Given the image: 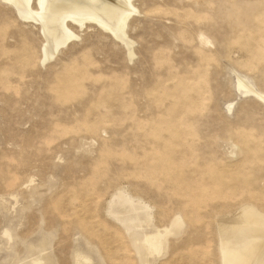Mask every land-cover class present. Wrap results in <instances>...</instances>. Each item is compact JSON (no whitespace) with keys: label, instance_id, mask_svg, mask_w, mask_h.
<instances>
[{"label":"rangeland","instance_id":"374dc122","mask_svg":"<svg viewBox=\"0 0 264 264\" xmlns=\"http://www.w3.org/2000/svg\"><path fill=\"white\" fill-rule=\"evenodd\" d=\"M134 5L131 59L93 25L40 64L37 28L0 0V264H220L216 216L264 212V103L237 84L264 91V0ZM174 215L181 229L146 255L143 233Z\"/></svg>","mask_w":264,"mask_h":264},{"label":"bare ground","instance_id":"6f19581e","mask_svg":"<svg viewBox=\"0 0 264 264\" xmlns=\"http://www.w3.org/2000/svg\"><path fill=\"white\" fill-rule=\"evenodd\" d=\"M1 1L7 8L3 14L5 21L13 18L12 21L17 22L18 25L37 28L35 32L31 29V31L27 30V33L32 37L34 35L40 41V64L49 62L70 41L72 43V40L79 38L75 28L83 29L93 25L123 44L129 59L134 55V41L130 39L127 32L131 17L139 13L134 0ZM255 25L257 30L254 34L259 33L260 30L264 31V16L260 14ZM12 34L7 35L6 39L14 38ZM260 34L261 39L253 41L255 48L264 47V34L262 32ZM199 39L203 43H208L204 35H199ZM237 84L238 88H244L248 94L258 97L264 103V91H256L245 78L238 75ZM231 105V103L228 104V109ZM258 134L261 139L260 144L264 145V125L261 122L258 125ZM121 195L119 193V199ZM117 205L123 211H132V214H128L127 217L130 223L137 222V225H142L143 221H149V215L145 213L141 215L144 219H140L130 202L120 200ZM141 211L144 210H140V213ZM182 225L181 217L174 215L168 225L154 227L144 232L139 239L140 248L146 255L159 254L166 245V236L177 233ZM216 227L220 264H264V212L262 210L252 203H242L231 214L217 215ZM44 250L45 248H40V252ZM75 256L76 264H84L83 262L88 261L87 257H79L77 253ZM29 264H52V262L48 255L41 254L31 259Z\"/></svg>","mask_w":264,"mask_h":264}]
</instances>
